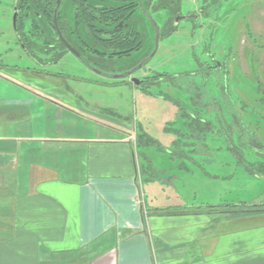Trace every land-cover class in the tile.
<instances>
[{"label": "crops", "instance_id": "1", "mask_svg": "<svg viewBox=\"0 0 264 264\" xmlns=\"http://www.w3.org/2000/svg\"><path fill=\"white\" fill-rule=\"evenodd\" d=\"M25 68L0 64V264H264V209L190 203L176 166L138 156L136 110L100 113Z\"/></svg>", "mask_w": 264, "mask_h": 264}, {"label": "rangeland", "instance_id": "2", "mask_svg": "<svg viewBox=\"0 0 264 264\" xmlns=\"http://www.w3.org/2000/svg\"><path fill=\"white\" fill-rule=\"evenodd\" d=\"M15 1L0 0V64L30 66L33 60L16 39L13 21ZM220 3L217 13L212 11L205 17L182 20L175 31L160 37L145 68L134 74L148 80L145 86L151 93L113 79L106 84L96 82L99 79L97 74L70 52H66L59 63L51 67V71L75 73V77L57 79L52 75H29L36 81L45 79L54 89L63 92V96H79L87 106L100 113H104L105 108H111L115 115L126 117L136 110L137 133L146 132L161 146L140 148L135 136L132 140H136L138 156L145 148L157 167L176 166L178 194L186 195L190 203L240 205L256 202L264 198V177L254 174L262 173L259 168L264 165V155L255 153L254 147L243 146L249 139L246 134L241 136L240 141L236 135L227 134L225 119L228 122L230 116L225 111L227 104L222 98L225 91L219 82L227 85L229 104L256 134L259 146L264 148V0H221ZM201 4L202 0H182L181 10L188 13ZM165 15L163 13L162 18ZM27 22L26 31L32 30L39 35L40 31L33 27L31 21ZM32 38L38 37L33 35ZM37 44L46 47L41 39ZM38 54L46 59V55ZM215 61L227 70L226 80L222 76L219 80V75L213 72L204 82V89L210 98L219 99L223 112L217 115L213 111L218 107L208 105L212 112L205 111L202 116L213 122V129L198 142L190 138L191 132L179 115L178 103L192 110L187 89L167 83L151 85L150 82L157 73L182 75ZM206 102L208 100L203 101ZM230 137L234 145H230ZM175 141L177 153L172 156L166 148L172 151ZM234 146L245 161H240L239 155L231 149ZM179 153H184L185 158L178 157ZM182 166L186 169H180Z\"/></svg>", "mask_w": 264, "mask_h": 264}, {"label": "flooded vegetation", "instance_id": "3", "mask_svg": "<svg viewBox=\"0 0 264 264\" xmlns=\"http://www.w3.org/2000/svg\"><path fill=\"white\" fill-rule=\"evenodd\" d=\"M57 1L55 0L50 21L45 19L43 13L30 8V4L25 7L27 13L21 21L19 0L15 1L16 39L27 56L33 60V65L25 68V71L52 75L57 79L75 77V73L51 71V67L58 64L66 52L72 53L60 38V32L63 39L76 49L80 56L72 54L86 68L97 74L99 79H96V82L106 84L113 79L118 83L135 85L142 90L148 80L134 74L145 68L157 37L159 42L160 37L171 34L182 20L205 17L212 11L217 13L221 4V0H202L198 9L183 13L182 0L179 6L173 3L177 0H61L59 6ZM163 13L166 15L162 18ZM161 18L162 23L159 22ZM28 20L40 31L39 35L32 30L26 31ZM33 35L38 38L33 39ZM39 39L44 43L48 42L45 48L38 46ZM28 41L33 52L27 48ZM50 41L53 42L49 43ZM38 53L46 55V59ZM58 54H61L59 60L55 61ZM134 78L140 80V84L137 85ZM255 149V153L261 156L257 150L264 148ZM263 201L264 198L252 204Z\"/></svg>", "mask_w": 264, "mask_h": 264}, {"label": "trees", "instance_id": "4", "mask_svg": "<svg viewBox=\"0 0 264 264\" xmlns=\"http://www.w3.org/2000/svg\"><path fill=\"white\" fill-rule=\"evenodd\" d=\"M173 3L179 6L180 0H177L176 2H173ZM28 4H30L31 5L30 8H33L34 10H36V12L43 13V15L45 16V19L47 21H50V18H51L50 16L53 11L55 0H19V8L21 9V13H20L21 21H23L22 17H24L27 13V10H26L27 8L25 7H27ZM35 26L37 28H40L39 25L35 24ZM18 29H19V26H18ZM51 42L53 41H50L49 43ZM24 44L26 45V43ZM27 48L30 52H33L32 48L29 46V41H28ZM60 55L61 54L57 55V57L55 58V61L59 60ZM213 72L219 75V80H220V76L224 77V79L226 80L227 70L225 69L223 64L219 65L215 61L212 64L201 65L199 70H195L193 72H187L182 75L173 74V73H157L155 74V77L152 78L150 82L151 85L167 83L171 86H176L178 88L185 87V89H187V91L190 93V96H191L192 110H187L186 108H184L178 103L179 115L183 118V120H185V125L188 126L189 131L191 132V134H189L190 138L198 142H201L205 134L213 129V122L210 120L204 119L202 116L203 115L202 113H204L205 111L208 113L212 112V110L208 108V105H211V106L216 105L218 107L213 111V112H216L217 115L223 112L219 99L210 98L204 89V82L207 80L209 75ZM185 79L187 80L185 81ZM200 80H201V83H200ZM219 84L222 88L224 87L223 92L225 91L224 92L225 94L222 95V98L225 99V102L227 104L225 111H227V113L230 116V120L228 122H226L227 119H225V124H226L225 130L227 131V134H229V136L231 134L236 135L239 141L241 140V136L246 134V136H248L249 139L243 143V146L254 147L258 149L263 148L262 146H259L258 139L256 138V134L253 132V130H251L248 126H246V124L244 123V121L242 120L238 112L234 108H232V106L229 104L230 96H229V93L227 92V89H228L227 85L226 84L223 85L220 82ZM144 87L145 88L143 90H145L146 93H151L150 90L147 88V86H144ZM205 100H208V103L207 102L206 104L203 103V101ZM223 122H224V119H223ZM140 132L137 134V140L139 143V147H152V146H155V147L158 146L157 148L161 147L160 143L156 141L155 139H153L152 137H150L146 132H142V131ZM233 142L234 141L232 140V137H230V145H234ZM201 145H204V144L201 143ZM173 147L175 148L171 151L172 156L175 155L174 153L176 152L177 141L174 142ZM234 147H231V149L236 154L239 155L240 161H245L241 152L236 149L237 148L236 146ZM178 155H179L178 157L185 158L184 153L182 154L179 153ZM147 161L149 162V160ZM145 169L149 170V172L153 171L150 162L148 163V166ZM259 169L262 173H264V165H262L261 168ZM254 173L259 174V175H264L262 173H256V172ZM262 208H264V205L252 204V203H246L243 205H238V204L205 205L203 207L204 210H209V211L222 209V210H225L226 213L245 212V211H252L255 209H262Z\"/></svg>", "mask_w": 264, "mask_h": 264}, {"label": "water", "instance_id": "5", "mask_svg": "<svg viewBox=\"0 0 264 264\" xmlns=\"http://www.w3.org/2000/svg\"><path fill=\"white\" fill-rule=\"evenodd\" d=\"M60 2H61V0H58L57 1V6H59V4H60ZM56 11H57V9H56ZM16 17H17V11H15V14H14V22L16 21ZM55 24H56V27L58 28V25H57V18H55ZM59 34H60V38L66 43V45H67V48H68V50H70L72 53H74L75 55H77V56H80V53L76 50V49H74L71 45H69L64 39H63V37H62V35H61V33L59 32ZM156 47L158 46V37H157V39H156V45H155ZM150 57V56H149ZM121 76V75H120ZM120 76H116V77H120ZM134 81L136 82V84L138 85V84H140V80H138L137 78H134ZM259 153H261V154H264V150H257ZM255 174V173H254ZM257 176H259V177H264V176H262V175H259V174H256ZM243 204H246V203H242V204H240V205H243ZM259 204L260 205H264V201L263 202H259Z\"/></svg>", "mask_w": 264, "mask_h": 264}]
</instances>
